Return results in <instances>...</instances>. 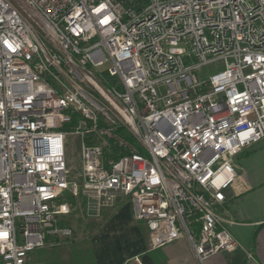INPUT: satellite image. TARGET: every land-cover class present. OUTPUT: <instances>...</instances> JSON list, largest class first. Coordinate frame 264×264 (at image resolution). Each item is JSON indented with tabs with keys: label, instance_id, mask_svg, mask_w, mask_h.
<instances>
[{
	"label": "built area",
	"instance_id": "built-area-1",
	"mask_svg": "<svg viewBox=\"0 0 264 264\" xmlns=\"http://www.w3.org/2000/svg\"><path fill=\"white\" fill-rule=\"evenodd\" d=\"M263 140L264 0H0V264L71 237V199L199 264L245 251L228 192Z\"/></svg>",
	"mask_w": 264,
	"mask_h": 264
},
{
	"label": "crops",
	"instance_id": "crops-1",
	"mask_svg": "<svg viewBox=\"0 0 264 264\" xmlns=\"http://www.w3.org/2000/svg\"><path fill=\"white\" fill-rule=\"evenodd\" d=\"M249 154L244 151L242 156L248 160ZM236 168L238 182L228 192L227 209L237 221V224L230 226V231L245 251L222 253L209 258L205 264H264V171H260L256 164ZM103 217L108 219V225L105 231L96 233L93 238L95 264H199L183 239L162 248L151 249L148 231L141 237L136 250L105 260L101 255L107 247L105 244L99 246L97 239L122 222H134L132 205L123 201Z\"/></svg>",
	"mask_w": 264,
	"mask_h": 264
},
{
	"label": "rangeland",
	"instance_id": "rangeland-1",
	"mask_svg": "<svg viewBox=\"0 0 264 264\" xmlns=\"http://www.w3.org/2000/svg\"><path fill=\"white\" fill-rule=\"evenodd\" d=\"M205 79H207V76ZM119 133L129 137L131 135L130 131L126 129L119 130ZM80 150L79 140L76 137H68L67 161L74 178H78L81 173ZM248 152H250L248 160L244 159L243 153L235 159L236 167L241 168L246 167L247 164H256L258 169L263 172L264 140L248 148L246 153ZM82 202L81 200H75L71 216L62 224L64 227L71 228L73 235L69 238L53 240L42 249L32 252L30 254V264H95L93 238L96 233L105 231L108 219L88 217L84 212ZM146 231L145 226L134 222H122L116 225L105 236L103 234L102 238L98 237L97 239L98 245L105 244L107 247L101 256L103 259L109 260L114 256L131 253L136 250L141 237H144Z\"/></svg>",
	"mask_w": 264,
	"mask_h": 264
},
{
	"label": "trees",
	"instance_id": "trees-1",
	"mask_svg": "<svg viewBox=\"0 0 264 264\" xmlns=\"http://www.w3.org/2000/svg\"><path fill=\"white\" fill-rule=\"evenodd\" d=\"M121 134H123V133H121ZM127 137V136H126ZM128 138V137H127ZM130 139V138H129ZM71 202H73V204L75 203V200L74 199H71Z\"/></svg>",
	"mask_w": 264,
	"mask_h": 264
}]
</instances>
